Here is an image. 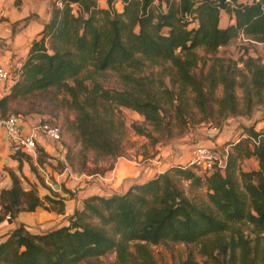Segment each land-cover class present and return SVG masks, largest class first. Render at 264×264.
I'll return each instance as SVG.
<instances>
[{
	"label": "trees",
	"instance_id": "trees-1",
	"mask_svg": "<svg viewBox=\"0 0 264 264\" xmlns=\"http://www.w3.org/2000/svg\"><path fill=\"white\" fill-rule=\"evenodd\" d=\"M114 1L105 0L106 8L95 0L51 3L48 20L30 42L0 106L8 98L62 89L81 146L110 158L123 155L121 108L139 114L158 133L154 137L146 126L130 123L134 134L153 144L169 136L174 125L208 122L214 115L251 119L264 107V63L247 53L238 68L236 61L216 54L239 35L264 45V0L233 6L223 0H119L120 11ZM222 10L232 15V24L219 26ZM141 60L168 62L170 88L161 81L162 72L156 90L148 88L147 77L138 72ZM198 62L202 67L196 71ZM106 70L116 74L121 88L98 83ZM258 120L264 114L239 124L243 136L227 142L221 169L199 175L172 165L120 194L88 195L66 225L40 232L17 225L0 240V264H78L109 252L114 264H155L148 246L168 241L193 245L201 264H264V131L254 128ZM11 156L19 168L24 156ZM250 157L256 168L242 169L241 161ZM6 172L0 222L13 220L19 211L51 210L46 203L62 212L63 198L48 192L40 199L35 187L24 190L13 171ZM182 182L203 186L208 203L186 196ZM176 264L199 263L188 250Z\"/></svg>",
	"mask_w": 264,
	"mask_h": 264
},
{
	"label": "rangeland",
	"instance_id": "rangeland-1",
	"mask_svg": "<svg viewBox=\"0 0 264 264\" xmlns=\"http://www.w3.org/2000/svg\"><path fill=\"white\" fill-rule=\"evenodd\" d=\"M4 1L6 0H3V2ZM24 1L25 6L34 5L33 0H30V3L27 2V0H14V5H22ZM95 1L99 8L107 7L105 0ZM117 1L118 0L114 1L113 7L116 11H120L121 8ZM53 2H56V0H40L39 3H37L36 8L37 10H39V5L43 4L45 10L49 11L50 4ZM71 6L75 9V4H72ZM37 16L38 13H35V11H33L30 12L27 17H24L20 21L23 22L26 18H36ZM3 17V14L0 13V18L2 19ZM15 24L12 26L11 30H15L20 26L19 21L15 22ZM195 52L199 55L203 53L200 49H196ZM247 52L249 53V56L257 58L260 64L264 63V45L261 43L257 44L255 42H249L240 38H234L225 46L219 47L216 51V54L221 58H228L230 60L236 61V66L238 68H242L239 59L245 58L247 56ZM136 57L140 58L139 55H136ZM141 61L142 66L138 72L140 76L147 77L149 81L147 85L148 88H150L152 91L156 90L157 79L159 77L160 72L163 73L160 76L161 81L164 84L168 85V88H170L169 76L164 70V68L168 66V62H162L160 64H151L144 60ZM210 63L211 61L207 60L205 62V66ZM201 67V62H198L196 71L201 69ZM97 81L104 88H121V82L117 78L116 74L110 70L103 71L97 77ZM85 84L90 85V81L86 80ZM220 91V87L216 88L215 94L219 95ZM236 93L239 96L240 90L236 89ZM65 98L67 99V95L63 92L62 89H55L50 87L46 90L38 91L28 96L8 98L0 106V119L5 118L9 114L23 115L31 113L36 118L42 116L48 119H45L47 122L52 124H58V126H60L62 136V142L60 143L63 147H67V150L65 151L64 156L62 158L58 155L51 157L49 155H46L43 151L42 152L44 154H41L38 152V150L35 151L34 157L26 155L25 153H20L22 156H24L21 158V166L18 168L17 162V166L15 168L17 173H15V171L13 173L18 177L20 185L23 189H27L24 188V184L30 182L31 180V183L28 184V188H30V186L36 187L38 185V187H42L43 189L48 190V192L52 193V195L64 198L60 196L58 192H55L56 189L53 187V184L60 179V177L58 179L56 174H58L59 172L68 173L69 171L71 177L77 178V183H75L74 187H72V191H70V189L65 190L63 187H61L60 190L62 192L65 191L67 193L66 196L72 197L71 195L75 191L82 189V186L78 187V189L76 186H79L81 182H85L84 175L88 176L90 173L96 171L98 173H103L102 171H104L107 167L109 168L112 166V162L109 161V158H106L105 156H99L93 150L84 149L81 146L76 131H74L70 125L74 118V112L72 111V109L66 106L67 104L64 101ZM133 112L129 109L121 108V117L123 119L125 127V133L123 136L124 150L123 155L118 156L116 158V160L118 159L121 164H125L124 166L132 165V168H134L133 166L139 163H143L148 158L152 159L153 162H159L160 166H165L167 164L166 156H172L174 155V153H178V155H182L183 157L185 155L188 158L190 150L195 145L207 146L209 148L219 151L223 155L222 148L225 147L227 142H230L232 139L235 138L236 134L238 135L239 133V123L233 122V124H227L224 119H221L220 117H217V115H214V117L208 122L192 123L188 121V124L182 128L174 125L171 128L169 136L165 138H158V140L152 144L150 143L149 139L145 136H136V134H134L133 130L131 129L130 123L132 121L144 125L142 117H140L139 114L137 115L136 112ZM257 112H264V107L259 109ZM199 116L200 115L198 113L195 114L196 119L199 118ZM261 124H264V122L260 123L255 128H259L258 130H260V128L264 126ZM144 126H146L148 130H150L154 137L158 134L157 132L153 131L150 126ZM211 127L215 129H213L215 132L213 131L214 133H211L212 136L215 134L213 137H211L206 132ZM13 154L14 153L10 154L11 158V155ZM182 156L178 158V161L185 163L187 159L184 161ZM12 159L15 160L14 158ZM111 160H113V162L116 161L115 158H111ZM153 162H148V164ZM132 168L131 172L125 175V177L128 176L130 180L138 176L136 175L137 173H135L136 171H134V169ZM118 185L121 184L119 183ZM180 186L186 196L200 199L203 203L206 204L208 203L207 198L205 196V189L203 186L192 187L189 186L187 182H182ZM46 206L50 207L49 209H51L47 211H52L56 213V205L46 203ZM34 227H36V229L38 228L36 224L34 225ZM243 228H246L245 225L243 226ZM148 248L154 259L155 264H176L180 260L185 258L188 250H191L192 255L195 257L198 263L201 264V259L195 253L193 245L186 246L182 243H173L168 241L157 245H149ZM78 264H114V256L111 254V252H109L102 255L101 257L89 258L88 260L79 262Z\"/></svg>",
	"mask_w": 264,
	"mask_h": 264
},
{
	"label": "crops",
	"instance_id": "crops-1",
	"mask_svg": "<svg viewBox=\"0 0 264 264\" xmlns=\"http://www.w3.org/2000/svg\"><path fill=\"white\" fill-rule=\"evenodd\" d=\"M33 1H34L33 6H30V5L25 6V1L23 2L24 4L22 3V5H14V0H6L4 2L3 0H0V13H2L4 16L2 19L0 18V66H4L7 68L10 67V69L14 70V73L19 68L21 63L24 61L27 55L30 42L32 41V39L37 37L38 33L40 32L42 28V25L48 20V17H49V11L45 10L43 4L39 5V10H37L36 5L37 3H39L40 0H33ZM245 1L246 0H236V2H239V3H242ZM27 2L30 3V0L29 1L27 0ZM117 2L119 3L120 8H121L120 1L118 0ZM33 11H35V13H38V16L36 18H26L25 21L23 22L20 21L24 17H27L29 13ZM18 21L20 22V26L15 30H11L15 22H18ZM232 23H233L232 15H228V13L224 12L223 10L220 11L219 26L224 27ZM238 38L242 39L240 35L236 37L235 39H238ZM249 42H253V41H249ZM255 43L259 44L258 42H255ZM263 114L264 112L262 113L256 112L251 119H247L246 117H243V116L236 117V118L226 117L224 121L227 122V124H233L234 122V123H239V124L243 123L244 125H246L250 123L252 119L257 118V117L259 118ZM23 116L25 118L24 120L25 122L23 123L22 130L25 131L27 129L28 124L30 123L28 119H34L36 117H34L31 113L23 114ZM39 118H42L44 120L47 119L42 116ZM263 122L264 120H258L257 123L255 124V127H257L260 123H263ZM53 124H56V123H53ZM261 125H264V124H261ZM263 127L264 126H262V128ZM213 129L214 128L211 127L206 131L211 137L215 135L214 134L212 136V134L215 132ZM255 129L258 130L259 128L258 129L255 128ZM242 136L243 135L241 134V128L239 127L238 135L236 134L235 138L232 139L231 141L235 142L239 139V137H242ZM60 142H62V136L60 140L57 142L48 140L44 137H39L36 142V146L40 148L41 151H43L44 153L48 154L51 157L58 155V156H61L62 158L64 156L65 151L67 150V147L66 146L63 147ZM225 147H223L222 149L224 150ZM10 154L11 152H10L9 146L6 143L2 128L0 127V161H1L0 163V177H1L0 187L9 186V178H8L6 169H10L13 172L15 171V173H17L15 169L17 166V161L13 160L10 157ZM180 156L182 155H178V153H174V155L172 156L167 155L166 156L167 164L165 166L163 165L160 166L159 162H155V161L153 162L152 159H149V158L146 159L147 162L144 161L145 160L144 159L143 163H139L133 166L134 168H132V165L124 166L125 164H121V162H119L118 159L116 160L117 157L115 158L116 161L113 162V160H111L110 157L105 156L106 158L110 159L109 161L112 162V166L109 168L107 167L104 171H102L103 173H98L96 171V172L90 173L88 176L84 175L85 182H81L79 186H76L77 189L78 187L82 186V189L75 191L71 195L72 197L66 196L67 193L65 191L62 192L60 188L63 187L65 190L70 189V191H72L73 190L72 187H74L75 183H77L76 182L77 178L71 177V174L69 171L68 173L59 172L58 174H56V176L58 177V179L60 177V179L56 181V183L53 184V187L56 189L55 192H58L60 196L64 197L62 213L56 214L52 211L44 210L41 207H37L34 211H31V212L19 211L13 220L11 221L3 220L0 222V240H2L5 237L6 233H8L10 230L15 228L19 224H22L23 227L30 232H40V231H45L51 228H56L62 225H66L67 217L73 212L75 208L81 205L82 200L88 195L97 194L100 196H108L112 193H120V192L122 193L131 184L145 181L161 173L164 169H166L169 166L176 165V164L184 165L186 162L184 163V162L178 161V158H180ZM183 159L185 161L188 158L187 156L184 155ZM148 162H153V163L148 164ZM240 166L244 170L255 169L256 162L250 157V158L243 159L241 161ZM131 168L134 169V171H136L135 173H137L136 175L138 176L135 178L131 177L132 179L130 180V178H128V176L125 177V175L131 172ZM29 183H31V180L30 182L24 184V188L28 189ZM119 183L121 185H118ZM35 188L37 191V195L40 198L43 195L48 194L47 190L43 189L42 187H38V185ZM35 224L38 227L37 229L36 227H34ZM111 254L114 256L113 252H111ZM98 257H101V256H98Z\"/></svg>",
	"mask_w": 264,
	"mask_h": 264
},
{
	"label": "built area",
	"instance_id": "built-area-1",
	"mask_svg": "<svg viewBox=\"0 0 264 264\" xmlns=\"http://www.w3.org/2000/svg\"><path fill=\"white\" fill-rule=\"evenodd\" d=\"M235 1L236 0H223V2L229 6H233ZM242 39L248 40L243 37ZM11 71L12 69H10V67L0 66V97L8 92L10 85L17 77V72L14 74ZM24 120V116L20 114H9L5 118L0 119V127L2 128L11 153H25L26 155L34 157L37 148L36 142L39 137H44L54 142L60 140V126L49 123L42 118H34L28 119L30 123L27 129L23 131L22 126L25 122ZM260 130L264 131V127ZM250 142L255 144L256 140L251 138ZM222 152L223 155L219 151L207 146L195 145L190 150L189 157L183 166L191 167L196 173L198 172L197 174L199 175L208 174L215 168L221 169L223 167L227 146Z\"/></svg>",
	"mask_w": 264,
	"mask_h": 264
}]
</instances>
